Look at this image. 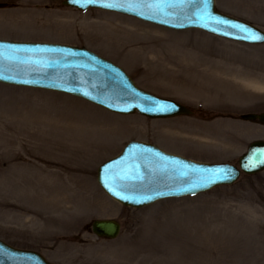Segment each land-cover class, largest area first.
I'll list each match as a JSON object with an SVG mask.
<instances>
[{
    "label": "rangeland",
    "instance_id": "rangeland-1",
    "mask_svg": "<svg viewBox=\"0 0 264 264\" xmlns=\"http://www.w3.org/2000/svg\"><path fill=\"white\" fill-rule=\"evenodd\" d=\"M61 1L0 0L8 4L0 8V38L85 47L192 114L120 115L70 95L0 84V239L56 264H264V171L140 209L119 205L96 182L97 166L131 139L197 161L236 162L264 138V126L240 118L264 111V45ZM215 6L264 29V0ZM118 27L142 45H122L128 38ZM68 114L76 120L62 121ZM107 122L109 132L93 137ZM102 217L120 221L117 238L85 228Z\"/></svg>",
    "mask_w": 264,
    "mask_h": 264
},
{
    "label": "water",
    "instance_id": "water-1",
    "mask_svg": "<svg viewBox=\"0 0 264 264\" xmlns=\"http://www.w3.org/2000/svg\"><path fill=\"white\" fill-rule=\"evenodd\" d=\"M66 0L64 4L84 8L101 3L116 4V9L132 12L147 19L178 24L175 27L197 26L246 42H264V33L244 23L214 13L212 0ZM83 5V6H82ZM109 5V4H106ZM10 46V44H8ZM37 56L9 53L15 57L13 68H0V79L56 88L84 96L110 109L127 112L138 107L151 116L186 113L184 107L168 101L155 100L136 89L118 69L92 53L67 47L18 45ZM0 43V59L8 52ZM32 61L30 67V61ZM44 64L46 72L38 63ZM37 76V79L31 78ZM31 78L27 79V78ZM36 78V77H35ZM24 79H27L26 81ZM141 101V103H139ZM144 102V103H142ZM264 122V114L245 115ZM239 165L245 173L264 168V141L253 142L241 157ZM239 171L229 165H206L166 154L141 143H129L122 154L103 164L98 180L104 189L124 204L140 206L157 198L193 194L222 183H231ZM122 197H127L123 199ZM98 235L114 237L119 231L115 221L93 223ZM0 264H49L34 252L19 251L0 242Z\"/></svg>",
    "mask_w": 264,
    "mask_h": 264
},
{
    "label": "bare ground",
    "instance_id": "bare-ground-1",
    "mask_svg": "<svg viewBox=\"0 0 264 264\" xmlns=\"http://www.w3.org/2000/svg\"><path fill=\"white\" fill-rule=\"evenodd\" d=\"M118 29H120V31L119 32H121L122 34H124V36H126L128 39H125V40H123V43H122V45L123 44H125V43H129V44H134V45H139V47L142 45L141 43L143 42V41H141V40H137V39H134L133 37H132V33H130V31L129 30H127V29H123L122 27H118ZM122 29V30H121ZM131 35V36H130ZM141 50H144V48H141ZM62 118H61V120L62 121H66V122H73V121H75L76 119L74 118V119H72V117H75V115L74 114H68V115H66V116H61ZM65 118H67V119H65ZM46 125H48V123L46 122ZM104 126H106V123H101V125H99V127H100V130L98 131V130H95V131H93V137H95V138H98L97 136L98 135H101V137H103L105 134H103V133H105V132H107L103 127ZM56 134V133H55ZM48 137H49V135H48ZM20 146V145H19ZM51 151H52V149H50ZM48 155V154H47ZM13 159V158H12ZM46 169V168H45ZM63 202H65V203H67V202H69V200H67V201H63ZM58 204H60V203H58ZM58 204H56V206H58L59 208H62V205L60 204V205H58ZM27 214V212H24L23 213V215H26Z\"/></svg>",
    "mask_w": 264,
    "mask_h": 264
},
{
    "label": "snow or ice",
    "instance_id": "snow-or-ice-1",
    "mask_svg": "<svg viewBox=\"0 0 264 264\" xmlns=\"http://www.w3.org/2000/svg\"><path fill=\"white\" fill-rule=\"evenodd\" d=\"M78 2V0H74V3ZM87 3H94L95 0H86ZM83 6V5H82ZM106 7H116L117 5L114 4H109V5H105ZM123 199H127V197H122Z\"/></svg>",
    "mask_w": 264,
    "mask_h": 264
}]
</instances>
